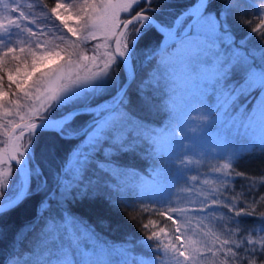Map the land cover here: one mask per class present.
<instances>
[{
    "label": "snow or ice",
    "instance_id": "1",
    "mask_svg": "<svg viewBox=\"0 0 264 264\" xmlns=\"http://www.w3.org/2000/svg\"><path fill=\"white\" fill-rule=\"evenodd\" d=\"M157 0H74L69 8L56 0L50 6L47 0H35L25 4L22 0H0V57L15 55L17 49L25 53L23 66L18 63L15 75L8 72L9 85L15 84L17 92H22L28 100L38 101V106H31L29 122L24 125L28 132L21 130L16 140L27 143L14 145L11 153L0 149V213L7 214L22 207L26 201L39 197L38 208L33 221L25 227L30 232H37L38 243L28 249L23 258H9L7 264H79L67 259L68 250L63 247V238L72 237L79 230V235L94 234L83 218L76 217L70 205L77 199L102 198L113 206H119L130 193L136 192L128 183V178L137 171L121 163L128 155H143L160 161L153 166V172L176 170L182 173L169 188L176 187L185 180L189 171L190 160L185 159L192 153L186 151L189 144L185 142V132L199 134L203 126L221 120L225 127L224 138L240 136L244 130L260 118L264 121V0H259L257 12L261 14L259 24L251 27L252 33H258L260 44L248 49L247 40L235 45L232 32L228 26V17L237 7L234 0H224L219 9H213L211 0H196L186 14H178L173 23L165 24L155 15H150ZM39 9V16L49 19L54 17L67 33L83 40L73 41L72 50L66 52L67 59L58 51L45 49L37 55L33 51L41 49L48 30L38 24L37 12L25 11ZM197 9V13L192 10ZM181 16L185 20L181 27L176 21ZM74 19L76 26L70 25ZM98 21H102L98 23ZM251 25L252 22L245 21ZM211 27L216 40L220 43L215 52L218 60L217 76L213 92L204 102H197L195 114H188L186 121L195 125L184 124L177 119L178 105L167 90L165 73L170 67L169 58L177 54V49L191 52L198 44L192 36L199 35L198 29ZM172 32L176 40L167 48L157 45L146 60L152 67L137 82L134 59L142 39L150 32ZM103 32L105 38L115 41V47L108 43L103 55L100 44L92 46L91 56L83 54L81 44L96 38V32ZM33 38H36L35 40ZM61 33L55 37L65 40ZM24 45V47H20ZM59 45H57L58 47ZM163 48V55H161ZM31 55V64L27 63ZM63 61V63H61ZM154 62V63H153ZM4 62L0 58V71ZM121 71L125 73L122 78ZM3 77L0 76V82ZM133 85L135 88L133 89ZM7 93L0 87V117L12 115L3 103ZM13 104L20 107L17 101ZM212 105H217L213 108ZM137 110L161 116L159 123L137 114ZM21 120L24 116L20 117ZM35 119L39 123H32ZM12 124V121H9ZM0 127H5L0 125ZM21 126L15 125L16 129ZM183 127V131L181 130ZM48 137L52 143L47 150L56 152L57 141H71L72 148L64 155L59 166L53 172V187H49L48 176L39 164H33L37 141ZM163 136H171L181 141V154L171 161L162 154L158 147ZM264 146V144H260ZM255 145H253L254 147ZM229 165L225 164L224 168ZM215 172L221 173L220 168ZM242 175V173H236ZM218 179L228 181L227 173ZM195 180V177H192ZM264 199V197H261ZM166 199H149V204L163 206ZM143 205L144 200H140ZM202 207L192 209L165 208L158 215L167 217L175 225L168 233L170 239L165 243L160 232L150 229L145 223L142 227L146 233L145 247L155 253L148 259H116L126 257L127 250L109 249L104 245V259L101 264H162L159 254L169 256L172 264H204L211 257L210 264H264V235L255 232L246 239L241 238L237 230L236 239H221L216 236L211 243L207 239L193 241L185 236L190 227H182L188 221L175 213L191 211L193 216L206 214L219 207L234 212L235 217L253 216L257 209L241 207L238 210L228 200L221 201L212 196L200 200ZM255 203V201H253ZM125 207L127 205L125 204ZM141 213H154L155 208L143 207ZM260 231L264 232V213H260ZM235 223H239L236 220ZM207 237L208 233H203ZM255 237V238H254ZM201 244L204 251L196 247ZM222 257V259H221ZM0 264H5L3 258Z\"/></svg>",
    "mask_w": 264,
    "mask_h": 264
},
{
    "label": "trees",
    "instance_id": "2",
    "mask_svg": "<svg viewBox=\"0 0 264 264\" xmlns=\"http://www.w3.org/2000/svg\"><path fill=\"white\" fill-rule=\"evenodd\" d=\"M22 2L28 4L34 3L35 0H22ZM47 2L49 5H52V0H47ZM192 2L193 0H157L152 12L149 14L157 16L165 24H171L174 17L187 9ZM211 2L213 9H210V11L219 9L224 0H211ZM234 3L237 7L228 17V26L233 37L237 38L251 31L252 26H257L261 14L257 12L259 0H234ZM25 11L39 13V9L29 10L25 8ZM37 20L38 23L45 25H48L47 22H51L49 24L54 30H60V22L55 20L54 17L45 19L38 14ZM245 21L252 23L249 25ZM61 31L64 35L69 34L67 30L63 29ZM160 38V33L153 30L142 39V43L137 49V56L134 59L137 82L152 67V64L146 60V57L157 47ZM161 55H163V48ZM121 75L124 78L123 71H121ZM0 76L3 77L0 87L5 92H9V94L16 93V89L12 88L15 84L9 85L4 69L0 71ZM134 88L135 85H133ZM167 90L171 94L173 93L172 97L175 100V92L170 90L168 86ZM178 110H182V106H179ZM137 114L156 123H159L161 120V116L155 113L148 114L137 110ZM10 121H12V124L6 126L9 129L19 120H17V117H13ZM2 131L4 133V130ZM3 133L0 132V145ZM165 137L163 136L160 139L158 147L161 148L162 154L171 161L181 154V142L174 145L171 153L170 149H165V144L163 143ZM233 142L239 144V141ZM51 143L52 141L48 137L42 136L37 141V147L34 152L35 159L33 160V164H39L47 174L50 188L54 184L53 172L59 166L64 155L73 146L71 141H57L56 152L53 153L47 150V146ZM239 145L241 147L238 149L226 146L222 153H214L216 157H208L207 160L201 161L200 167L197 169H194V166H189V171L185 173V180H181L176 187L171 189V195H169L171 184L177 179L182 178V173L179 170H176L174 175L171 169L160 170L153 172L152 176L149 177L148 174L152 172L153 166L159 164L160 161H154L151 157L143 155H128L123 157L121 163L131 166L137 171V173L128 178V183L137 189L136 192L130 193L129 197L119 206H113L102 198L77 199L70 205L72 213L78 218H83L89 227V231L90 229L94 230V234L83 236L82 243L85 244L90 241L102 250H104V245L109 249L127 250L126 257H115L116 259H148L155 253V244L153 243L152 249L144 246L146 235L150 234V232L146 233L142 227L143 224L148 223L150 229L155 230L157 233L160 232V228H163L164 233L161 234L160 238L167 243L170 239L168 233L175 228V225L166 216H159V211L170 207L179 209L199 208L202 207L199 203L200 200L208 199L210 203L212 196H216L221 201L228 200L235 205L237 210L246 206L249 209L255 207L257 212L253 216H241L239 218L235 217L234 212L230 213L224 207H219L215 211L198 216H193L191 211L175 213V216H180L183 220L188 221L182 227H190L189 224L196 227H192L193 231L190 232L191 236L189 238L186 236L187 232L185 233L188 239L193 241L207 239L209 243L215 240L216 236H220L221 239L229 238L230 236L232 239H236L231 233H235L237 230L242 234V239H246L253 232L257 236L264 235V232L260 231L261 224L259 219L260 213H264V199H261V197H264V147H258L256 141L244 143L241 139ZM253 145L255 146L253 147ZM199 147L202 146L199 145ZM213 151L215 150L211 149V152ZM211 152L209 155H211ZM211 162L223 166L224 170L221 173H217L213 177L214 180L203 190L200 184L203 178L201 175L215 170V168L212 169L211 166L213 164H210ZM225 164L229 165V167L224 168ZM238 172L242 173V175H236ZM225 173L229 177L228 181L217 178ZM192 177H195V180ZM150 190L154 194L147 193ZM157 198H163L169 202L163 206L148 203L149 199ZM140 200H144L143 205L140 203ZM38 201L39 197L30 199L16 211L7 214L0 213V259L3 258L5 264H7L9 258H17L16 254H19V258H23L28 254L27 250L38 243L36 239L38 233L30 232L25 227L33 221L34 213L38 208ZM125 204L127 207H125ZM145 206L155 208L156 212L142 214L140 210ZM236 220H239V223H235ZM203 233H208V236L203 237ZM76 234H79V230H77ZM67 244H70V242H67ZM63 247L66 248L69 245L66 246L65 244ZM196 247L204 251L201 244H196ZM71 251L73 252L72 246L70 247ZM159 256L162 264H172L169 256L164 255L162 252ZM208 260L211 261V257L206 258L204 264H210Z\"/></svg>",
    "mask_w": 264,
    "mask_h": 264
},
{
    "label": "rangeland",
    "instance_id": "3",
    "mask_svg": "<svg viewBox=\"0 0 264 264\" xmlns=\"http://www.w3.org/2000/svg\"><path fill=\"white\" fill-rule=\"evenodd\" d=\"M61 3L66 4L69 8H71V5L74 3V0H60ZM56 3V0H52V5L54 6ZM190 10V7H189ZM180 14H186V12H181ZM53 18V17H52ZM55 19V18H54ZM185 20L184 16H181L180 19L176 21L177 27H181L183 22ZM102 21H98V23H101ZM173 22V21H172ZM48 25H45L43 23H38L39 25L44 26L48 30V35L40 37V39L43 41L41 49H35L33 47V51L36 52L37 55L41 54L45 49L48 51H58L60 52L61 56H64L65 59H67L66 52H69L72 50L71 44L73 41H76L77 43H81L83 38L81 37L80 40H77V37L72 36V34L65 35V40L63 42L59 41L58 39H55V37L59 36L61 33H63L61 30H67L63 28V25L59 24V29L54 30L53 27L47 22ZM69 23L71 26L75 27L76 22L74 19H70ZM200 34L196 36H192L190 39L192 41L198 42V44L194 47V49L191 52H186L181 49H177V54L169 58L170 67L165 73V83L168 86L170 90H173L175 92L174 98L175 101L179 106H182V110H178L177 108V119L181 122L182 126L184 124H191L195 125L194 121H186L185 117L188 114H195L196 112V104L197 102H204L207 106V97L212 94L213 92V85L215 83V79L217 76V65L218 60L215 55V52L219 50L218 45L219 41L216 40L215 35L213 34V31L211 27H205L202 29L197 30ZM234 38V37H233ZM34 40L36 38H33ZM204 39V40H202ZM206 39V41H205ZM235 45H239L242 40H247V48L253 49L257 48L260 44V41L258 39V33H252L249 31L247 34L241 35L237 38H234ZM203 41V42H201ZM90 43L87 44H81V48L79 51H81L85 55L91 56L93 53L91 51H88V49H91L92 46L96 44H100V54L103 55V53L106 50V47L108 43L112 42L110 38H105V35L103 32H96V38L95 39H89ZM92 42V43H91ZM173 43V42H172ZM171 43V44H172ZM169 44V45H171ZM57 45H59L57 47ZM168 45V46H169ZM20 47H24V45H20ZM167 47V46H166ZM15 55H18L22 58L25 57V53L19 52V49H17V52ZM3 59L4 62V71L6 75L8 76V72L11 71L13 75H15L16 68L18 63L23 66L22 60L17 61L13 60L12 56L9 55L8 57H0ZM27 63L31 64V55H27L26 57ZM63 63V61H61ZM123 75L125 76V73L123 72ZM12 88L16 89V86L13 85ZM11 89V88H10ZM17 91V90H16ZM5 92V91H4ZM7 95L5 96V99L3 103L6 105V107L11 110L12 115L6 116V117H0V125H4L5 127H0V132L3 133L2 130H4L3 138L1 140L0 149H5V137L6 132H8V129L6 126H9V121L13 117H17V120H20L21 116H24L23 120L20 121H29V112L31 110V106H38V101L35 100V97H33L32 100H28L24 97V94L22 92H16L9 94V92H5ZM173 95V93H172ZM12 101H17L20 105L19 108H17L16 104H13ZM213 108H216L217 105H212ZM1 119L5 120L2 121ZM35 120V119H33ZM19 122V121H18ZM6 130V131H5ZM184 130L183 127L181 129ZM220 130V132H218ZM224 124L221 120L214 121L213 124L203 126V131H201L199 134H189L185 132L184 140L189 144V147L186 151L191 152L192 154L188 157H185V159L190 160L191 163L189 166H194V169H197L200 167V163L203 160H207L209 157H216L215 154L222 153L226 146H229L231 148H239L241 147L240 139L244 143L249 142H257L258 147H264L260 144H264V121H262L260 118H257V120L251 125V127L244 130V134H241L240 136H229L227 140L224 138ZM233 141H239V144L234 143ZM21 143L26 144L27 143V135L23 138V140L19 141ZM175 142V143H174ZM180 140H176L175 138L171 136H166L163 143L165 144V149H173L174 145L176 143H180ZM201 145L202 147H199ZM182 150V148H180ZM211 149H214L215 151L211 152ZM169 150V151H170ZM168 152L167 150H165ZM175 151V150H174ZM172 153V150L170 151ZM211 152V155H209ZM215 153V154H214ZM210 164H213L212 162ZM188 166V167H189ZM6 165L0 166V168H4ZM212 169L220 168L221 171H223V166L217 164H213ZM217 174V172L212 171L208 173L202 174L201 177V189H205L207 185L214 180L213 177ZM147 193L154 194L151 190ZM190 228H196L194 225L189 224ZM188 231L186 233V236L189 238L190 232ZM83 236L79 234H74L72 237L63 238L62 243L63 245L66 244V246L69 245V247H66L65 249L68 250L67 259H75L79 262V264H101V262L104 259V250L101 248L96 247L93 245L90 241L87 243H82ZM67 242H70V244H67ZM72 246L73 252H70V247ZM210 261V260H208Z\"/></svg>",
    "mask_w": 264,
    "mask_h": 264
},
{
    "label": "water",
    "instance_id": "4",
    "mask_svg": "<svg viewBox=\"0 0 264 264\" xmlns=\"http://www.w3.org/2000/svg\"><path fill=\"white\" fill-rule=\"evenodd\" d=\"M203 2H204V0H201V4H203ZM195 3H196V0H194L192 5H194ZM197 11L198 10H196L193 13H197ZM160 35H161V38H160V41H159L158 45H160L161 47L163 46V48L168 46L169 44H171L172 42H174L176 40V35H175V33H172V32L165 31L164 33H160ZM111 44H112V47L114 48L115 47V41L112 40ZM28 122L29 121H20V122L16 123V124H19L21 126L19 129L15 128V125H16L15 124L7 132L6 138H5V151H6V153H11L12 152L14 144L17 141L15 139V137L19 135L21 130L25 131L26 133L28 132V129H26L24 127V125L27 124ZM31 122L32 123H39L38 120H32Z\"/></svg>",
    "mask_w": 264,
    "mask_h": 264
},
{
    "label": "bare ground",
    "instance_id": "5",
    "mask_svg": "<svg viewBox=\"0 0 264 264\" xmlns=\"http://www.w3.org/2000/svg\"><path fill=\"white\" fill-rule=\"evenodd\" d=\"M197 9H193L192 10V12H195ZM19 141H21V140H17L16 142H15V144L14 145H19L18 143H20Z\"/></svg>",
    "mask_w": 264,
    "mask_h": 264
}]
</instances>
